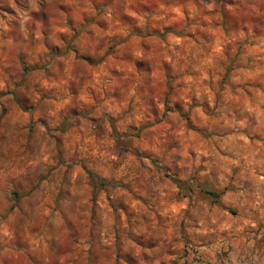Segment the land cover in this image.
<instances>
[{
    "label": "rangeland",
    "instance_id": "1",
    "mask_svg": "<svg viewBox=\"0 0 264 264\" xmlns=\"http://www.w3.org/2000/svg\"><path fill=\"white\" fill-rule=\"evenodd\" d=\"M210 5L0 0V264H264V0Z\"/></svg>",
    "mask_w": 264,
    "mask_h": 264
},
{
    "label": "clouds",
    "instance_id": "2",
    "mask_svg": "<svg viewBox=\"0 0 264 264\" xmlns=\"http://www.w3.org/2000/svg\"><path fill=\"white\" fill-rule=\"evenodd\" d=\"M33 4L35 5V0H32ZM215 5V0H213V5H210L209 7H212Z\"/></svg>",
    "mask_w": 264,
    "mask_h": 264
},
{
    "label": "trees",
    "instance_id": "3",
    "mask_svg": "<svg viewBox=\"0 0 264 264\" xmlns=\"http://www.w3.org/2000/svg\"><path fill=\"white\" fill-rule=\"evenodd\" d=\"M209 194H211L212 196H215V197L218 196V193L209 192Z\"/></svg>",
    "mask_w": 264,
    "mask_h": 264
}]
</instances>
